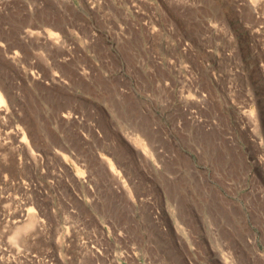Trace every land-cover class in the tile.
Instances as JSON below:
<instances>
[{
  "label": "rangeland",
  "instance_id": "374dc122",
  "mask_svg": "<svg viewBox=\"0 0 264 264\" xmlns=\"http://www.w3.org/2000/svg\"><path fill=\"white\" fill-rule=\"evenodd\" d=\"M0 264H264V0H0Z\"/></svg>",
  "mask_w": 264,
  "mask_h": 264
},
{
  "label": "bare ground",
  "instance_id": "6f19581e",
  "mask_svg": "<svg viewBox=\"0 0 264 264\" xmlns=\"http://www.w3.org/2000/svg\"><path fill=\"white\" fill-rule=\"evenodd\" d=\"M2 101V99H1V96H0V102Z\"/></svg>",
  "mask_w": 264,
  "mask_h": 264
}]
</instances>
